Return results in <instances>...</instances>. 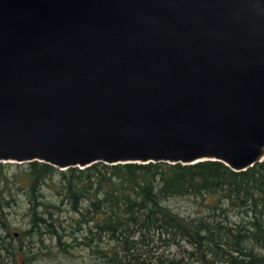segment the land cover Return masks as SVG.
Instances as JSON below:
<instances>
[{
	"label": "water",
	"instance_id": "obj_1",
	"mask_svg": "<svg viewBox=\"0 0 264 264\" xmlns=\"http://www.w3.org/2000/svg\"><path fill=\"white\" fill-rule=\"evenodd\" d=\"M264 160V0H0V162Z\"/></svg>",
	"mask_w": 264,
	"mask_h": 264
},
{
	"label": "trees",
	"instance_id": "obj_2",
	"mask_svg": "<svg viewBox=\"0 0 264 264\" xmlns=\"http://www.w3.org/2000/svg\"><path fill=\"white\" fill-rule=\"evenodd\" d=\"M46 241L90 264H264V160L0 162V264L56 255Z\"/></svg>",
	"mask_w": 264,
	"mask_h": 264
},
{
	"label": "rangeland",
	"instance_id": "obj_3",
	"mask_svg": "<svg viewBox=\"0 0 264 264\" xmlns=\"http://www.w3.org/2000/svg\"><path fill=\"white\" fill-rule=\"evenodd\" d=\"M47 241L46 244H49L48 250H54L56 255L38 254L33 256V253L28 251V254H30L29 263L26 264H90L86 261L89 259L86 253L81 252L82 255H79L80 252L78 250H73L71 251L72 254L64 255L58 251L54 243H48ZM42 251L44 253L45 250L42 248ZM33 252H35V250Z\"/></svg>",
	"mask_w": 264,
	"mask_h": 264
}]
</instances>
